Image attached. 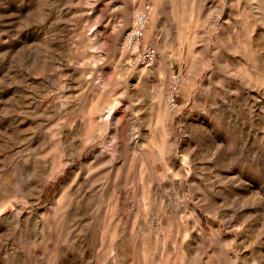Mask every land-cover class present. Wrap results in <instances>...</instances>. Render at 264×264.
<instances>
[{"label":"rangeland","instance_id":"1","mask_svg":"<svg viewBox=\"0 0 264 264\" xmlns=\"http://www.w3.org/2000/svg\"><path fill=\"white\" fill-rule=\"evenodd\" d=\"M162 5L0 0V143L14 141L2 128L9 130L18 96L33 98L28 118L45 138L20 158L65 164L71 158L60 157L63 147L99 133L57 178L46 176L41 200L29 207L51 208L86 158L100 164L85 218L63 226L56 240L44 229L3 224L0 264H264V0H190L183 18L177 10L167 16ZM141 11L149 16L142 43L156 49L149 64H136L125 44ZM162 83L166 117L157 97ZM116 121L125 134L118 152ZM0 153L2 192L14 161ZM153 168L156 190L147 185ZM120 178L126 198L117 215ZM119 227L120 242L110 239Z\"/></svg>","mask_w":264,"mask_h":264},{"label":"bare ground","instance_id":"2","mask_svg":"<svg viewBox=\"0 0 264 264\" xmlns=\"http://www.w3.org/2000/svg\"><path fill=\"white\" fill-rule=\"evenodd\" d=\"M189 1L190 0H163L162 8L166 11L167 16H170L172 11L177 10L180 17H187L189 15L187 14L189 13ZM180 45L181 42L179 43V46ZM160 63L165 68L164 70H166V77L169 76V58L165 56L164 59L160 60ZM158 91L157 97L159 98L160 108L164 112V117H166L170 110L165 103L167 94L165 91V83L160 90L158 89ZM31 99L33 98L18 96L11 106L12 119L9 125V130L2 128L4 136L5 134H8L5 140L13 139L14 141L0 143V150L4 149L8 153L9 158L13 159L14 163L11 164L8 171L5 173L4 181L2 183L3 190L0 192V210L3 211L0 215V227L3 224L7 226L18 224L22 226L23 229H30L32 233L35 234H38L42 229H44L50 240H56L59 238V235L64 234L61 233L64 232L65 229L63 226H67L68 224H78L85 216L83 215V212L85 211L83 210L82 212V206L89 204L91 201L90 192L93 191V187L92 184H90V181L94 172L98 170L100 164L97 163L96 165H92L90 163L91 159L86 158L83 166L76 168L71 177L62 183L61 190L54 203L51 205V208H46L43 211L40 209H32L29 206H31V204H37L41 200V194L45 187L44 184L49 180L46 176L50 178H57L61 171L74 162L76 155L80 152L84 145L92 144L96 141L99 137V133H94L92 130L87 137L76 139L72 141L70 145L63 147L62 155L60 154V157L67 155L71 158V160L65 164H61L59 162L46 164V161L38 160L32 155H28L26 158H20L19 155H22V153L32 154L33 149L37 148L39 143L42 144V141L45 139L42 138V135L37 134L36 126H34L35 122L30 121L28 118L32 116L31 110L34 109ZM52 106L57 109L62 107L58 101H54ZM23 108L27 109L25 111L27 117L19 114V111ZM66 109H69L70 111V108ZM119 122L116 121L112 128V141L114 139V142H112L114 145L113 149H116L117 152L122 148L125 136L123 132H120V127L117 126V123ZM62 138L63 137H59L61 142ZM109 143L110 142H108V144ZM108 146L111 147V145ZM95 154L96 155H93L92 158L98 157L96 152ZM0 160L4 159L1 157ZM151 174V180L147 183V185L153 190H156L157 172L155 168L152 169ZM20 176H23V180L21 183H17V179ZM120 179L121 180H116V182L114 181L115 187L120 189L122 195L118 196L117 215L121 214L124 206L123 199L126 198L125 190L122 184L123 178ZM142 183L144 182L140 180L138 182V186H142ZM93 193L92 195H94ZM95 202L97 201L95 200ZM7 203H11L14 207L13 209L9 208V211L5 212V205H7ZM52 209L54 212L50 213V210ZM45 212H49L50 216L45 218L43 216ZM57 218L60 220V226H54ZM52 227H54L53 230ZM112 234H107V236L110 237V235H112L110 239L117 240L118 242H120L119 237H125L124 230L120 227L113 231ZM68 237L69 234L67 235V240H69ZM103 237L106 238L104 235ZM70 242L77 245L78 238H73ZM149 246L151 245L149 244ZM121 247L122 244L118 243V249ZM54 250L62 256H65V258L69 257L68 250L64 245H55ZM61 264H75V262L62 260Z\"/></svg>","mask_w":264,"mask_h":264},{"label":"built area","instance_id":"3","mask_svg":"<svg viewBox=\"0 0 264 264\" xmlns=\"http://www.w3.org/2000/svg\"><path fill=\"white\" fill-rule=\"evenodd\" d=\"M149 16L145 12H137L135 15L133 26L125 33V44L132 51L136 64H149L156 58V49L153 45L142 43Z\"/></svg>","mask_w":264,"mask_h":264}]
</instances>
